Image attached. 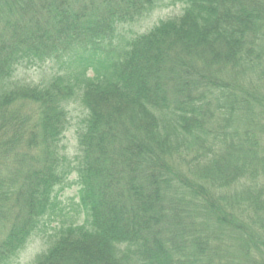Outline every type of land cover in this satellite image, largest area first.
Returning <instances> with one entry per match:
<instances>
[{
  "label": "trees",
  "instance_id": "trees-1",
  "mask_svg": "<svg viewBox=\"0 0 264 264\" xmlns=\"http://www.w3.org/2000/svg\"><path fill=\"white\" fill-rule=\"evenodd\" d=\"M37 232L34 264H264V0H0V264Z\"/></svg>",
  "mask_w": 264,
  "mask_h": 264
},
{
  "label": "rangeland",
  "instance_id": "rangeland-1",
  "mask_svg": "<svg viewBox=\"0 0 264 264\" xmlns=\"http://www.w3.org/2000/svg\"><path fill=\"white\" fill-rule=\"evenodd\" d=\"M180 14V8H166L162 10H158L151 15V17L145 21H142L138 25H132L126 28V31H123L124 36L130 37V35L136 34H145L152 27L156 26L161 21H165L169 17ZM48 69L45 68L43 71L37 70H27V69H19L18 77L19 79H23L29 82H40L45 79L48 80ZM64 150L67 153H71L74 146V139L71 133H67L65 137V141L63 142ZM75 178L72 177L69 179L68 186L64 188V190L58 196V206L61 208H65L68 210V218L69 222H77V213L75 209L76 202V191L77 186L74 185ZM54 219L51 216V220ZM45 235L41 232H37L36 235L29 242L24 251H22L16 259H14L10 264H34L37 256L44 252L47 249V244ZM49 242V241H47Z\"/></svg>",
  "mask_w": 264,
  "mask_h": 264
}]
</instances>
